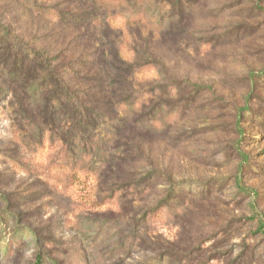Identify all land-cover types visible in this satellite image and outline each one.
Listing matches in <instances>:
<instances>
[{
    "label": "rangeland",
    "instance_id": "1",
    "mask_svg": "<svg viewBox=\"0 0 264 264\" xmlns=\"http://www.w3.org/2000/svg\"><path fill=\"white\" fill-rule=\"evenodd\" d=\"M262 70L264 0H0V264H264Z\"/></svg>",
    "mask_w": 264,
    "mask_h": 264
},
{
    "label": "trees",
    "instance_id": "2",
    "mask_svg": "<svg viewBox=\"0 0 264 264\" xmlns=\"http://www.w3.org/2000/svg\"><path fill=\"white\" fill-rule=\"evenodd\" d=\"M130 19H131L130 21L132 23H139L140 21H145L147 18H146V16L138 14L136 17L131 16ZM258 76L263 77L264 76V70L260 71ZM0 93L2 94L3 92L0 90ZM73 95H71V96L74 99ZM246 110H247L246 108H242V109H240V113L243 114V113H245ZM238 134L240 137L243 136V134L240 131H238ZM242 165H246V162H242ZM47 171L53 172L54 174H56V173L60 174L65 181L64 187H67V188H68V186L74 187V185H76V187H81L83 185V183L85 182V180L88 179V174H93L92 172L86 171L84 166H82V165L78 166L76 163L71 162L70 160L65 159V158H63L62 162L59 161L54 166H52V165L48 166ZM236 185H237L238 191L243 196L254 195V192L251 189L244 187L240 178L236 179ZM162 207L163 206H161V208L158 207L155 210L151 211V213H149V216L147 217L149 222H151V221L157 222V221H160L162 217L167 218L170 216L171 211L163 210ZM255 214H256V210L253 208L252 209V215H254V218L257 219L255 217ZM0 217H1L0 220H2V222H3L5 217L1 214H0ZM256 231L258 234H260L261 237L264 238V219L263 218L262 219L260 218L258 220V223L256 225ZM16 232H17V234L22 233L20 228ZM2 233H4V230H3L1 223H0V245H3L4 253L7 254L8 252H11L13 245H15V241H14V239L10 241L9 237L4 236Z\"/></svg>",
    "mask_w": 264,
    "mask_h": 264
}]
</instances>
